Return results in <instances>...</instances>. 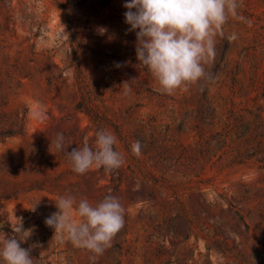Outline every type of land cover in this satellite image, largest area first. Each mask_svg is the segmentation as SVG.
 <instances>
[{
	"label": "rangeland",
	"instance_id": "1",
	"mask_svg": "<svg viewBox=\"0 0 264 264\" xmlns=\"http://www.w3.org/2000/svg\"><path fill=\"white\" fill-rule=\"evenodd\" d=\"M126 2L0 0V239L21 220L33 264H264V0H238L214 80L171 95L137 59ZM99 130L123 165L74 172L66 153ZM106 195L124 227L102 254L45 223L62 196Z\"/></svg>",
	"mask_w": 264,
	"mask_h": 264
},
{
	"label": "clouds",
	"instance_id": "2",
	"mask_svg": "<svg viewBox=\"0 0 264 264\" xmlns=\"http://www.w3.org/2000/svg\"><path fill=\"white\" fill-rule=\"evenodd\" d=\"M124 7L129 30L136 32L138 61L152 73L161 91L169 95L201 80H214V74L206 72L205 65L216 55V37L235 41L237 34L225 36L224 28L230 18L244 19L239 15L238 0H128ZM106 31L100 29L101 33ZM116 140L107 130L97 131L94 148L85 142L83 147L66 153L72 170L84 174L94 166L108 172L119 169L124 159L114 149ZM64 142L65 136L59 132L50 149L54 144L58 151H63ZM131 151L139 157L141 141H133ZM55 205L58 211L46 218V225L55 229V234H66L74 245L97 255L111 245L124 227V208L112 195L96 204L87 198L77 202L74 196H62ZM12 229L11 237L4 234L0 239V261L33 264L30 249L21 246L31 237L32 230H25L21 220Z\"/></svg>",
	"mask_w": 264,
	"mask_h": 264
},
{
	"label": "trees",
	"instance_id": "3",
	"mask_svg": "<svg viewBox=\"0 0 264 264\" xmlns=\"http://www.w3.org/2000/svg\"><path fill=\"white\" fill-rule=\"evenodd\" d=\"M66 19H67L68 24L69 25H72V18L70 16V14L66 13ZM2 134H6V133H2ZM161 232H163L164 235L165 234L167 235V234L170 233V229H169V227H166V228L161 229ZM117 264H120V262H118ZM164 264H175V263L174 262H171V261H167ZM176 264H180V263H176Z\"/></svg>",
	"mask_w": 264,
	"mask_h": 264
}]
</instances>
